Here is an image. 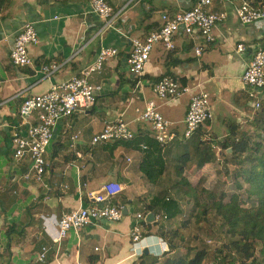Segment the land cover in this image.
Segmentation results:
<instances>
[{
    "label": "crops",
    "instance_id": "obj_1",
    "mask_svg": "<svg viewBox=\"0 0 264 264\" xmlns=\"http://www.w3.org/2000/svg\"><path fill=\"white\" fill-rule=\"evenodd\" d=\"M108 1L121 11L117 22L121 32L117 28L105 29L103 20L91 12L88 0H0V264H136L140 257H132L130 235L135 215L145 213V207L159 196L174 197L181 212L171 219L172 225L166 226V221L154 227L150 234L157 240L147 238L142 245L155 244L157 250L162 240V246L169 248L171 237H162L161 233H171L175 226L176 231L189 227L186 221H177L187 215L180 200L184 190L177 186L179 179L174 169L179 148L178 143L157 148L149 125L141 120L146 104L153 102L180 135L191 97L207 94L213 117L190 139L200 142L222 141L228 135L229 123L242 126L243 132L253 129L257 114L264 107V96L253 93L242 82L254 51L264 46V21L245 25L234 12L241 2L253 0H213V10L226 12L228 17L215 29L216 42L204 55L198 58L195 54L196 47L204 45L201 36L180 33L174 38V51L162 43L154 45L143 75L138 78L128 72L130 41L146 39L162 26L164 15L171 17L186 11L197 0ZM26 24L34 25L39 42L29 48L33 65L17 68L11 63L10 53ZM240 43L247 51H237ZM103 48H117L119 55L89 76L92 84L103 87L95 106L58 122L47 155L48 174L41 183L27 180L30 160L13 159V138L16 134L25 135L30 124L19 116L24 96L43 93L51 85L79 75L95 63ZM49 61L65 65L50 79H43L39 70ZM164 77H174L189 91L173 99L158 98L154 85ZM257 101L262 104L259 110L255 107ZM95 114L100 123L95 122ZM119 117L134 133L133 141L97 146L88 142ZM77 133L80 137L75 150L71 149V138ZM142 145L165 161L166 169L157 184H151L141 171L148 151H143ZM189 155L193 158V152ZM109 182L125 184V192L114 202L125 206L128 219L94 222L54 244L43 231V216L60 218L79 209L90 201L91 193L102 191ZM11 226L15 228L9 236L6 231ZM181 243L163 257L145 251L162 262L190 250V243ZM43 247L49 251L46 260L40 262L37 256L43 253Z\"/></svg>",
    "mask_w": 264,
    "mask_h": 264
},
{
    "label": "built area",
    "instance_id": "obj_2",
    "mask_svg": "<svg viewBox=\"0 0 264 264\" xmlns=\"http://www.w3.org/2000/svg\"><path fill=\"white\" fill-rule=\"evenodd\" d=\"M88 5L93 14L99 16L104 22L105 29H116L117 22L121 18V11L110 4L108 0H88ZM237 19L242 24H254L264 21V3L254 5L249 1H243L234 9ZM226 12L213 10V0H197L194 6L186 11L178 12L168 17L164 15L162 26L151 33L146 39L131 40V49L127 58L128 72L135 78L141 77L146 63L150 60L151 53L156 43H162L169 51H174L176 46L174 38L182 33L186 36H201L204 45L197 46L195 54L201 58L209 46L216 42L215 29L219 24L226 21ZM39 42L37 31L33 24H26L16 36L14 46L10 53L11 63L17 68H27L33 65L29 48ZM238 52L247 51V47L240 43L237 45ZM119 55L117 48H103L95 63L68 80L51 85L40 94L24 96L19 109V116L29 127L25 135L16 134L13 138V159L21 161L29 159L31 162L30 173L25 175L28 180L33 179L37 183L43 182L48 174L49 163L47 155L50 152L54 138V128L61 119H71L85 110L92 109L102 93L101 85H94L89 81V76L102 70L104 64ZM65 64L57 61L45 62L41 65L39 73L43 79H50L59 72ZM245 86L257 91L264 96V46L256 48L254 55L242 75ZM154 91L160 99H173L186 93L187 87H183L174 77H164L154 85ZM257 98V97H255ZM264 100V97H263ZM262 104L257 101L256 109ZM213 117V110L207 94H196L190 99L184 119V130L179 135L171 128V123L158 111L153 102L146 104L141 120L147 123L153 134L154 140L161 146L166 147L177 139H191L201 127ZM80 133L71 138V149L76 150V142ZM134 133L130 130L124 118L107 123L102 132L92 139V146L119 141H133ZM215 148V147H213ZM149 147L142 145V150ZM217 149V147H216ZM221 150V149H220ZM77 152V151H76ZM78 157H81L77 152ZM126 190V186L120 182H109L104 185L102 191L91 193L89 202L79 209L63 214L60 218L55 215L43 216V231L54 244H60L68 235L97 221L120 222L125 219L126 208L114 201ZM153 212L146 211L135 215L131 229V243L133 256H142L144 251H152L156 257H163L168 250L167 245L158 243L157 250L154 245L143 246L147 240L145 223L147 216ZM128 214V213H127ZM155 218L151 223L159 224L168 221L165 213H154ZM150 224V223H148ZM217 246V245H216ZM98 250V249H96ZM49 249L43 247V253L37 256V260L44 262ZM149 252V253H150Z\"/></svg>",
    "mask_w": 264,
    "mask_h": 264
},
{
    "label": "trees",
    "instance_id": "obj_3",
    "mask_svg": "<svg viewBox=\"0 0 264 264\" xmlns=\"http://www.w3.org/2000/svg\"><path fill=\"white\" fill-rule=\"evenodd\" d=\"M264 0H253V4ZM264 110V107L262 108ZM264 113V111H262ZM263 117L256 120V124L264 131V114ZM258 121V122H257ZM228 135L221 141L222 152L230 156V161H236L244 157L242 168L236 170L235 184L238 186V192L231 195L221 193L219 197L212 196L209 202L200 203L196 201L194 205V217L196 223L202 224L208 221L209 216L214 215L223 227L225 235L228 237V243L219 245V250H230L237 256L242 264L248 261L256 263L255 250L260 245L261 263L264 264V144L256 139L261 138V134H243L241 126L234 123L227 125ZM197 134V133H196ZM263 138V137H262ZM212 142V141H209ZM202 141L200 146H202ZM212 145V144H211ZM158 149L163 146L157 144ZM213 146V145H212ZM202 147H199L201 149ZM210 148V147H209ZM204 151L198 152L197 163L195 166L203 168L207 164L217 161L216 152L211 147ZM183 159L182 165L181 160ZM178 164L174 166L178 187H191L190 181L185 176L186 167L191 163L189 154H184L178 159ZM246 163V164H245ZM166 169L165 161L161 157H157L154 152L147 151L144 163L141 165V171L145 174L151 184H157L159 178L164 174ZM239 180H242L247 187L246 200L242 199L241 189L243 188ZM150 205H147L146 211L159 213L163 212L168 219L177 217L181 210L178 208V202L172 197H157ZM161 225V223H159ZM155 223H145V234H150L151 230L158 226ZM161 227V226H160ZM15 227L11 226L7 229V235L13 233ZM162 237L168 238L171 250L175 248L173 238L181 235L178 231L171 233H161ZM173 237V238H172ZM181 242L185 239L182 236ZM195 245L184 255H177L165 258L160 262L158 258H152L150 255L143 254L136 264H206L207 249L205 247H197ZM235 259L231 264H235Z\"/></svg>",
    "mask_w": 264,
    "mask_h": 264
},
{
    "label": "rangeland",
    "instance_id": "obj_4",
    "mask_svg": "<svg viewBox=\"0 0 264 264\" xmlns=\"http://www.w3.org/2000/svg\"><path fill=\"white\" fill-rule=\"evenodd\" d=\"M262 111L259 110L257 116L259 115L260 119L263 117L262 114H264ZM95 122L100 123V117L98 114H95ZM258 122V121H257ZM77 126V125H76ZM81 127V126H80ZM80 127H75L76 130H79ZM182 130L181 133L184 130V127H180ZM242 129V126H241ZM243 134H261V138L256 139L257 141H260L264 144V131L258 126V124L253 123V129L248 128L246 132L240 131ZM263 137V138H262ZM92 142V139L90 137ZM211 141V140H210ZM174 144L178 143V152H179V158L184 156V154H191L193 152V158H191V163L188 164V167H186L185 176L190 181L191 187H182L184 192L182 193V202L183 205L186 208L187 215H182L177 221L182 222L186 221L188 223L189 227L180 228L178 229V232L181 234L173 238V243L175 246H178L179 242H181L180 238L183 236L184 241L182 243H190L189 249H191V244L198 245L197 247H205L207 249V261L206 264H231L233 259H235V264H242L241 260L235 256L234 253H231L230 250L224 249L223 251L219 250V245L227 244L228 243V237L225 235L223 231V227L221 223L218 221V219L211 215L208 218V221H204L202 224L196 223L195 217H194V205L196 204V201L199 200L200 203L203 202H209L212 196L219 197L221 193H226L227 195H231L235 192H238V186L235 184V176H236V170H239L241 165H243L242 161L244 160V157L239 158L236 161H230V156L226 153H230L231 150L229 149L228 152H222L221 149V141H216L215 139L212 140V142L205 141L202 143V146H200V141L197 138H194L193 140H185L181 139L176 140L173 142ZM215 147L213 150L216 152L217 161L213 164H209L204 168H198L195 166L197 163V158H195L198 155V152L202 149L204 151H207V149L211 150L212 145ZM199 147H202L199 149ZM210 147V148H209ZM217 147V149H216ZM221 149V150H220ZM183 163V159L181 160V165ZM246 164V163H245ZM242 184L243 188L241 191V196L243 200H246V193L244 192L245 187L247 185L242 182V180H239ZM174 199V197H172ZM140 208V207H139ZM128 219V216L125 217V221ZM170 220V221H169ZM166 223L167 225H172L171 219H169ZM176 222V220H174ZM172 222V223H171ZM165 226V223L162 224ZM175 226V225H174ZM173 227V226H172ZM176 227V226H175ZM173 227L172 231L174 230ZM147 238L149 241L157 240V236L154 234H148ZM159 238H161L159 236ZM162 239V238H161ZM181 243V244H182ZM186 245V244H185ZM217 245V246H216ZM169 251V252H168ZM171 248L169 247L168 250L165 252L166 254L172 253ZM255 258L256 263H253L252 260L248 261L247 264H263L261 263V256H260V245L256 246L255 250ZM188 252V251H187ZM185 253V252H184ZM186 254V253H185ZM182 255V254H180ZM175 256V255H174ZM177 256V255H176ZM141 257V256H139ZM155 258V257H152Z\"/></svg>",
    "mask_w": 264,
    "mask_h": 264
},
{
    "label": "water",
    "instance_id": "obj_5",
    "mask_svg": "<svg viewBox=\"0 0 264 264\" xmlns=\"http://www.w3.org/2000/svg\"><path fill=\"white\" fill-rule=\"evenodd\" d=\"M125 215H127V211H125ZM154 218H155V214L154 213H151L147 216V222L148 223H151L154 221ZM148 251H145V254L147 255Z\"/></svg>",
    "mask_w": 264,
    "mask_h": 264
}]
</instances>
